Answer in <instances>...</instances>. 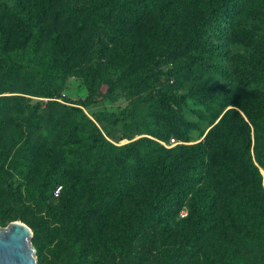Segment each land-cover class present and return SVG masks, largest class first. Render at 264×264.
I'll list each match as a JSON object with an SVG mask.
<instances>
[{"label": "trees", "instance_id": "obj_1", "mask_svg": "<svg viewBox=\"0 0 264 264\" xmlns=\"http://www.w3.org/2000/svg\"><path fill=\"white\" fill-rule=\"evenodd\" d=\"M207 1V9L203 10L202 16L197 17L196 22L200 27L199 32L208 34L211 31L217 32L218 25L228 14L240 10L243 3V0ZM26 2L28 7L22 0H1L0 65L12 69L15 75H23L29 82H36L39 95L49 99L60 98L61 88L58 83L61 84L63 75L72 69L66 64L73 59V54L66 56L62 44L58 46L60 56L55 55V48L63 36H69L74 28L80 32L87 25H95V20L105 17L107 12L112 16H117L120 11L126 12L134 20V26L138 15L145 13L147 4L145 0ZM195 19L196 16L189 21L195 23ZM98 28L105 30V27ZM117 30L123 33L122 29ZM107 33L110 32L106 30L105 34ZM193 35L190 36V41L196 46L197 52L180 71L186 68V75L197 82L204 78L203 84L208 85L215 74L218 76L223 73L214 62L217 49L212 44L205 45L201 42L199 33ZM241 37L247 41L245 34ZM100 42L99 38H90L92 69L99 66L98 61L102 59L104 46ZM174 46L178 48L177 44ZM170 48L167 47L168 50ZM263 62V59L255 61L260 65ZM242 64L238 62L235 65L234 74L243 78L250 77L252 80L261 76L259 68L240 69ZM152 70L153 67H149L148 72ZM213 86L211 82L210 87L205 88L209 89L207 95L198 90L192 97L209 116L212 114L210 128L203 141L192 147L181 145L170 151H165L161 142L169 143V135L186 142L180 127H173V132L166 136L151 129L143 130L157 138L160 144L142 138L115 147L101 137L95 124L79 108H70L69 115L79 119L68 127L66 143H71L78 128L84 130V125H87L90 145L101 152V157L95 162V171L85 174L82 167L74 170L67 154L63 152L41 154L40 146L47 144L43 141L32 146V151L18 162L21 168L26 169L25 174L33 172L37 167L46 168L48 174L43 183L44 190L56 193L59 203L60 209L55 212L51 211L50 206L54 200L51 199L52 196L43 199L49 202V210L42 218V225H31V222L24 219L33 231L32 242L37 246L38 259L42 260L40 239L46 233L45 238L54 251L63 249L62 242H66L72 249L79 248L82 256L86 257V262L93 264L98 261L107 263L106 260H110L107 264H148L151 261L148 256L152 254L151 249L160 243L159 238L165 243L173 240L175 246L157 264H215L207 257L203 258L202 263L199 262L201 248L195 245L198 239L205 235L211 236L214 232L216 224L215 219H212L213 215L217 216L222 207L220 223L237 221L242 226L249 225L246 207L239 203H220L219 198L264 196L258 170L261 168L264 171V95L259 101H251L243 106H235L237 109L225 111L229 106L227 96L219 94L218 88ZM225 89L227 93L229 87ZM171 97V102L179 101L175 95ZM17 100L20 101V98ZM159 101L161 102V97ZM7 113L9 112L6 111L5 114ZM133 115L134 111L131 114L127 108L119 115L104 114L114 122ZM248 124L253 127L256 164L250 156L249 131L241 130L242 127L248 128ZM158 151L172 159L166 161L167 157L156 154ZM0 156V180L8 182L4 165L13 164L17 160L10 158L11 152L5 149V145H2ZM74 171L83 174L84 178H76ZM65 196L69 198L62 203ZM83 196L95 197L83 199ZM2 198L0 192V199ZM39 203L42 204L43 201ZM185 206L190 210L189 215L177 220ZM191 216L194 220L189 226ZM122 226L123 240L117 246L108 247L107 242L112 239L110 235ZM230 252L227 251V254Z\"/></svg>", "mask_w": 264, "mask_h": 264}, {"label": "rangeland", "instance_id": "obj_2", "mask_svg": "<svg viewBox=\"0 0 264 264\" xmlns=\"http://www.w3.org/2000/svg\"><path fill=\"white\" fill-rule=\"evenodd\" d=\"M145 1V13L138 15L134 26V20L126 12H117V16L107 12L105 17L95 20V25H87L80 32L74 28L69 36H63L58 41L56 57L60 56V44L64 46L66 56L73 54V59L66 64L72 69L63 75V82L58 83L61 88L59 99L41 97L36 82H29L23 75H15L12 69L0 65V152L2 145H5V149L11 152L10 158L17 160L13 164L4 165L8 182L0 180L3 196L0 199V229L8 228L13 222H21L30 228L24 219L31 222V225H42V218L49 210V202L43 199L49 196L54 199L50 204L51 211L57 212L60 209L56 193L51 194L43 187L48 170L37 167L33 172L25 174L26 169L18 165L32 151V146L47 142L40 146L41 154L63 152L67 154L74 170L82 167L85 174L95 171L94 165L101 157V152L90 145L89 126L84 125V130L78 128L71 143H66L68 127L79 119L69 115L70 108H79L95 124L101 137L115 147L142 138L160 144L157 138L143 130L151 129L166 136L173 132V127H180L186 142L169 135L168 140L173 138L175 143H166L163 148L170 151L181 145L192 147L203 141L210 128L212 114L209 116L192 97L198 90L207 95L209 89L205 88L210 87L211 82L213 88H218L219 94L227 96L229 106L225 111L261 100L264 95V62L260 65L255 61L264 60V0H243L240 10L228 14L218 25L217 32L211 31L209 34L199 32L200 27L196 22L197 17L202 16L203 10L207 9V0ZM22 2L29 6L26 0ZM194 16L195 23H191L189 19ZM98 27H105V30ZM118 28L123 33H119ZM106 30L110 33L105 34ZM195 33H199V39L205 45L209 43L217 49L214 62L223 70L222 74H215L208 85L203 84L204 78L197 82L186 75V68L180 71L197 52L196 46L190 41V36ZM242 34L250 38V41L248 38L244 40ZM91 37L95 40L99 38L104 46L99 66L96 64L97 67L93 69L90 66L93 63L90 57ZM176 44L178 48H175ZM168 46L171 47L169 50ZM238 62L243 63L240 69L259 68L261 76L252 80L234 74ZM149 67H153V70L148 72ZM227 87L229 89L226 93ZM171 95L178 97L179 101L171 102ZM5 98L15 100L4 101ZM126 108L131 114L134 111L131 118L114 122L104 116L119 115ZM6 111L9 113L5 114ZM239 114L246 120L242 112L239 111ZM241 130L249 131L250 156L255 163L253 127L248 124V128L242 127ZM156 154L166 155L161 151ZM165 157L166 161L172 159L168 155ZM258 170L264 191V171L261 168ZM74 172L76 178H84L83 174ZM87 193L89 195V191ZM67 197L61 202L64 203ZM90 197L95 196H83V199ZM234 198L221 196L219 202L239 203L246 207L249 225L242 226L237 221L220 223L219 217L223 215L221 207L217 216L215 214L212 218L216 224L214 232L195 243L201 248L199 262L202 263L203 258L207 257L215 264H264V196ZM40 201L43 203L40 204ZM189 212L187 206L183 207L177 220L185 218ZM193 220L191 216L189 226ZM192 227L195 228L194 225ZM123 232L122 226L111 234L112 239L107 242V246L119 245L124 238ZM45 236L40 239L41 261L37 256V246L32 242L33 237L30 240L35 251V264H93L86 262L79 248L72 249L66 242H62L65 249L54 251ZM159 240L157 247L151 249L152 254L148 256L151 261L148 264H157L175 246L173 240L168 243L162 238ZM229 250L232 253L227 254ZM109 261L106 260L107 263ZM107 263L98 261L95 264Z\"/></svg>", "mask_w": 264, "mask_h": 264}, {"label": "water", "instance_id": "obj_3", "mask_svg": "<svg viewBox=\"0 0 264 264\" xmlns=\"http://www.w3.org/2000/svg\"><path fill=\"white\" fill-rule=\"evenodd\" d=\"M33 233L21 222L0 229V264H35V251L30 245Z\"/></svg>", "mask_w": 264, "mask_h": 264}, {"label": "built area", "instance_id": "obj_4", "mask_svg": "<svg viewBox=\"0 0 264 264\" xmlns=\"http://www.w3.org/2000/svg\"><path fill=\"white\" fill-rule=\"evenodd\" d=\"M173 143H175V139H170L168 144H173ZM161 144L163 146H166V143H164V142H161Z\"/></svg>", "mask_w": 264, "mask_h": 264}]
</instances>
